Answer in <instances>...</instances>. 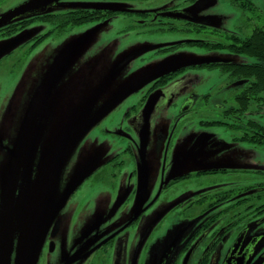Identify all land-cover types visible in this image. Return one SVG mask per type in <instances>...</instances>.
<instances>
[{
	"label": "rangeland",
	"instance_id": "obj_1",
	"mask_svg": "<svg viewBox=\"0 0 264 264\" xmlns=\"http://www.w3.org/2000/svg\"><path fill=\"white\" fill-rule=\"evenodd\" d=\"M24 1L0 0V16ZM116 1L123 9L159 7L164 3ZM254 1L264 10V0ZM177 2L181 0H173ZM195 12L197 17L215 20L225 31H235L241 20L239 9L229 0H200ZM125 25V19L84 23L61 33L51 32L30 48L25 58L20 47L0 56V198H4L12 180L16 203L26 199L32 180L52 159L57 162L52 185H69L93 163L96 158L92 155L103 154L113 147L112 142L121 147L128 145L120 137L127 129L134 137L130 143L136 145L128 153L131 165L137 167L138 175L146 176L147 184L170 182L193 172L199 163L236 168L230 178L218 174L213 179L217 183L228 180L235 189L254 183L258 173L264 175L261 146L233 140L238 133L221 124L200 123L205 111L210 121L220 119L214 98L232 97L229 89H222L226 80L218 68L192 66L206 53L185 45L169 55L155 53L158 46L170 45L185 36L166 32L138 36L122 32L127 30ZM50 26L33 23L19 35H40ZM14 39L0 35V53ZM218 53L221 57L228 55L223 50ZM228 58L235 62L250 60L247 54ZM173 71L171 79L149 92L152 83ZM204 94H208L205 102L201 97ZM143 98L135 111L129 109ZM188 102L197 110L196 119L187 110L182 112V104ZM259 121L263 125L264 116ZM217 142L222 144L210 148ZM122 157L129 161L128 155ZM185 183L180 180L170 189L178 193L190 186ZM18 231L14 217L13 235Z\"/></svg>",
	"mask_w": 264,
	"mask_h": 264
},
{
	"label": "flooded vegetation",
	"instance_id": "obj_2",
	"mask_svg": "<svg viewBox=\"0 0 264 264\" xmlns=\"http://www.w3.org/2000/svg\"><path fill=\"white\" fill-rule=\"evenodd\" d=\"M199 1L173 3V0H164L159 7L123 9L116 0H61L1 26L0 35L15 37L18 42L7 46L0 56L9 55L14 47L16 50L20 47L25 58L30 48L58 26L47 18L75 10L99 11L92 16L96 18L84 23H114L125 19L127 30L122 29V32L138 36L178 33L185 38L158 46L155 53L168 52L169 55L184 45L190 50L206 53L192 66L218 68L226 80L222 89H229L232 96L229 105L227 99L214 98L220 119L210 121L205 111V118L200 123L205 126L221 124L238 133L233 140H244L264 149V132L257 133L256 128L264 127L259 121L264 116V95L262 100H257L245 92L257 74L237 73L231 68L224 70L232 65L259 64V57L236 52L233 45L239 42L238 38L251 34L264 10L254 0H229L239 9L241 20L235 31H225L215 20L196 16ZM33 23H46L51 28L40 35L26 38L19 35ZM27 43V48L21 47ZM220 50L227 52V57L219 56ZM238 54H247L250 60L235 62L228 58ZM173 74L174 71L162 75L152 83L149 92L163 85ZM207 95L201 96L204 102ZM143 101L144 98L129 109L135 111ZM190 105V102L182 104V112L187 110L188 115L196 119L197 110ZM126 115H129L128 110ZM122 133L120 137L125 138L128 145L121 147L112 142L113 147H108L103 154L92 155L96 158L93 163L84 173L81 170L69 185L53 186L57 169L53 170L40 194L34 200L30 199L40 170L32 180L26 199L20 198L18 204L13 195L8 264H264L263 173L256 175L254 183L235 189L228 180L217 183L213 179L218 174L230 178L236 168L222 163H199L193 172L179 175L170 182L147 184L146 176L138 175L137 167L131 165L132 157L130 159L128 153L136 147L130 143L134 137L128 129ZM111 139L115 140L116 136ZM221 144L213 143L210 148ZM142 148L143 145L140 150ZM123 155H128V162ZM183 179L190 186L178 193L172 192L170 185ZM3 199L0 198V220ZM14 217L19 225L15 236L12 233ZM21 228L23 234L20 236Z\"/></svg>",
	"mask_w": 264,
	"mask_h": 264
},
{
	"label": "trees",
	"instance_id": "obj_3",
	"mask_svg": "<svg viewBox=\"0 0 264 264\" xmlns=\"http://www.w3.org/2000/svg\"><path fill=\"white\" fill-rule=\"evenodd\" d=\"M244 7H247L246 3H242ZM100 9V8H99ZM99 11L94 10L91 12L75 10L69 14H58V16L54 15L55 17L47 18L52 24H58L57 27L51 29V32L61 33L62 31L67 30L69 27L78 26L80 24H84V22L91 21L94 18V14H98ZM59 17V18H58ZM102 17V16H101ZM99 17V18H101ZM58 18V20H56ZM237 44L235 46L236 52L243 51L247 52L248 54L252 55L253 57H259V64H251V65H244L238 64V66L232 65L227 68L224 67V70L232 69L235 72L239 73L241 71H245L248 74L253 75L256 73L257 75L253 77V82H251V87L246 89V94L248 96H252L257 100H262L264 95V14L262 13L260 16V21L256 28H252V32L248 37L238 38ZM248 106V104H246ZM249 107V106H248ZM246 106L244 105V110ZM257 133H263L264 127L257 126Z\"/></svg>",
	"mask_w": 264,
	"mask_h": 264
},
{
	"label": "water",
	"instance_id": "obj_4",
	"mask_svg": "<svg viewBox=\"0 0 264 264\" xmlns=\"http://www.w3.org/2000/svg\"><path fill=\"white\" fill-rule=\"evenodd\" d=\"M61 0H26L22 3L17 4L14 8L8 10L6 13L0 16V27L7 24V22L14 20L18 17L29 15L37 12L41 8L50 6L52 3H56ZM17 41L12 42L8 47L17 43ZM6 47V48H8ZM57 162L55 159H52L51 162H48L45 166L42 167L39 176L36 178V182L33 184L30 199L37 197L40 194L41 188L46 184L47 178L52 174L53 170H56ZM53 176V175H52ZM12 187L13 182L10 181L8 188L5 191V196L3 199V207L1 211V220H0V264H8V250L10 242V230H11V220H12Z\"/></svg>",
	"mask_w": 264,
	"mask_h": 264
}]
</instances>
